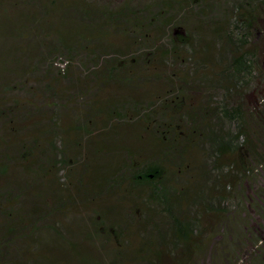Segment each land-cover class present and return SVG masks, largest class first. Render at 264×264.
I'll list each match as a JSON object with an SVG mask.
<instances>
[{
  "label": "trees",
  "instance_id": "1",
  "mask_svg": "<svg viewBox=\"0 0 264 264\" xmlns=\"http://www.w3.org/2000/svg\"><path fill=\"white\" fill-rule=\"evenodd\" d=\"M103 1L0 0V264H196L232 192L264 215V0Z\"/></svg>",
  "mask_w": 264,
  "mask_h": 264
},
{
  "label": "rangeland",
  "instance_id": "2",
  "mask_svg": "<svg viewBox=\"0 0 264 264\" xmlns=\"http://www.w3.org/2000/svg\"><path fill=\"white\" fill-rule=\"evenodd\" d=\"M113 1L117 2L121 0ZM99 2L103 3L105 1L99 0ZM226 4H229V6L231 5V3H228V0L225 1V5L223 2L224 7H228ZM5 36L6 34H3L2 30H0V56L7 48ZM117 39L119 42L123 40H121L120 37H118ZM21 63L29 64L30 67L27 70L28 73H30L29 71L35 69L32 61H26L22 59ZM65 64L66 63H60L59 61H56L52 66V69L58 70V66H64ZM40 68L41 70L44 69L41 64ZM4 73V84L13 85L14 83H16L17 79L13 70L4 71ZM75 83L76 85H78L82 82L75 81ZM152 83H154V81ZM66 84V82H63V85ZM105 95V92L100 91V97L103 98L105 97ZM9 100L12 102L11 98H9ZM31 118L32 124H39L38 120H41L38 114H34L33 116H31ZM66 121L67 122L62 121V125L69 128V125L73 124V120L67 119ZM45 123L39 124L34 128V130H32L31 135L33 138L35 135L42 133L39 128L40 126L45 124V126L51 129V123L49 121ZM18 125L21 126L20 123ZM12 135L13 134H11V136ZM96 136L98 135H95V137ZM75 137L76 140H79V136L76 134V131ZM152 139V136L149 135L145 143H141L139 145L146 144L147 141H151ZM137 141L138 140H136V138L135 140H133V142ZM261 181L262 180L256 181L257 183H251L249 190L257 189L262 185ZM239 194L240 193L238 191L237 193L232 192V197L229 200L230 203L226 204L229 213H227L224 216L222 222L218 224L219 226L222 225L221 227L216 225L215 230L218 229V232L213 236L212 241L210 242L207 255L203 256V253L199 254L197 262H195L196 264H204V262L208 264H218L219 261L220 264H264V243L262 241H258L252 234L254 232L255 235L258 236V233L264 232V215L256 216V213H260V210L258 208H253L252 211L255 212V215H253L252 218L248 219L246 217V208H244L243 203L239 200V197H241V195ZM250 226L253 228L252 231L250 230ZM204 258L206 259V261Z\"/></svg>",
  "mask_w": 264,
  "mask_h": 264
}]
</instances>
